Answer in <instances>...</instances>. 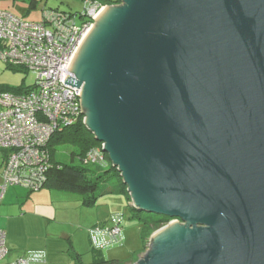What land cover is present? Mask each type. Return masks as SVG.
<instances>
[{"label": "water", "instance_id": "1", "mask_svg": "<svg viewBox=\"0 0 264 264\" xmlns=\"http://www.w3.org/2000/svg\"><path fill=\"white\" fill-rule=\"evenodd\" d=\"M104 10L64 85L131 208L171 219L134 264H264V0Z\"/></svg>", "mask_w": 264, "mask_h": 264}, {"label": "built area", "instance_id": "2", "mask_svg": "<svg viewBox=\"0 0 264 264\" xmlns=\"http://www.w3.org/2000/svg\"><path fill=\"white\" fill-rule=\"evenodd\" d=\"M82 24L63 11H46L40 23H28L0 10V59L8 66L36 73L35 86L24 94L0 95V176L2 194L8 186L40 191L53 167L49 145L53 138L78 122H84L80 93L65 84L68 70L88 33L106 6L84 1ZM102 145L81 159L88 164L107 165ZM111 226L92 230V242L103 250L122 239L124 215L112 214ZM6 233L0 230V264L6 258ZM35 260L20 258L15 264Z\"/></svg>", "mask_w": 264, "mask_h": 264}, {"label": "rangeland", "instance_id": "3", "mask_svg": "<svg viewBox=\"0 0 264 264\" xmlns=\"http://www.w3.org/2000/svg\"><path fill=\"white\" fill-rule=\"evenodd\" d=\"M33 0H0V10L8 11L28 23H40L44 19L45 10H60L74 14L79 25L82 24L80 14L85 12L86 6L83 0H37L36 9H30ZM0 59V88L32 87L36 82V73L33 71H14ZM54 156L57 162L66 165L81 166L73 145L67 143L57 144L54 148ZM2 156L0 154V164ZM112 170V171H111ZM109 178L103 184L121 190L115 194H107L100 197L91 206L85 205V198L77 193L58 191L62 200L57 195L46 199L42 210L44 220L31 219L36 228H31L29 221L20 225L22 233H15L14 238L22 247L28 245L30 250H22L23 258L35 260L31 264H95L102 261H118L119 264H134L144 249L143 229L146 223L143 220L147 213L133 210L129 201V195L123 180L113 176L111 166L103 168V172H110ZM24 188V187H22ZM27 193L30 192L25 188ZM126 189V191H125ZM42 195L45 196V192ZM57 192V191H56ZM54 192V194H57ZM38 194V193H31ZM27 197L22 198L27 201ZM32 206V205H27ZM44 208V209H43ZM114 213L124 215L123 228L127 234V241L113 243L103 250H97L92 242V230L96 227L111 226L110 217ZM51 219V220H48ZM58 219V220H57ZM43 221L44 226L40 222ZM169 224V222L167 223ZM166 224V225H167ZM165 225V226H166ZM24 234L28 235L30 242L23 241ZM150 239L147 242V249ZM25 249V248H24ZM147 251V250H146ZM144 253V252H143ZM72 254H79L76 259ZM22 258V257H21Z\"/></svg>", "mask_w": 264, "mask_h": 264}, {"label": "trees", "instance_id": "4", "mask_svg": "<svg viewBox=\"0 0 264 264\" xmlns=\"http://www.w3.org/2000/svg\"><path fill=\"white\" fill-rule=\"evenodd\" d=\"M92 1L101 3L104 6H116L122 3V0H92ZM37 6H38L37 0H33L31 2L30 9H36ZM46 11H51V10H45L44 12ZM52 11H60V10L56 9ZM69 14L75 16L74 14L71 13ZM80 15L82 16V14ZM7 67L14 71L25 70L21 68H14L12 66H7ZM34 86L35 84L32 87L21 86L20 88H15V89L2 87L0 88V95L3 93H15V94L28 93L29 91L32 90ZM64 143L73 145L75 150L73 156L78 157V159L81 162V166L66 165L57 162L55 160V156H54L55 146L57 144H64ZM99 146H101V144L94 139L92 134L86 129L83 122L81 121L75 124L74 126L65 129L63 132L57 134L49 145V149L51 152V162L53 164V167L50 168L49 171L47 172L48 180L42 189L44 188L55 189L69 193H77L82 196H89L88 198H85L86 206H91L95 204L97 200L103 195L115 194L119 191L121 193V190H116L113 187L105 186V184H103L107 181V179L109 178V174L112 171L111 170L110 172L104 173L103 168L105 167L111 166L115 171L113 176L120 177L119 172L116 170V168L113 167L108 155H106L107 165L104 166H100L97 164L86 165L81 161V159L87 154L88 151ZM129 201H131L130 198ZM143 220L145 221L146 226L145 229H143V239L145 245L143 251H141L142 253L146 252L147 242L149 241V239H151L152 235L159 229L163 228L168 222L171 221V219L166 216L147 213L146 217ZM72 256L75 259L77 257H80L79 254H72ZM138 259L139 258H137L136 260ZM134 262L136 263L137 261ZM95 264H119V262L102 261V262H96Z\"/></svg>", "mask_w": 264, "mask_h": 264}, {"label": "crops", "instance_id": "5", "mask_svg": "<svg viewBox=\"0 0 264 264\" xmlns=\"http://www.w3.org/2000/svg\"><path fill=\"white\" fill-rule=\"evenodd\" d=\"M2 181L3 180L0 177V230L6 233V245L9 252L6 258L1 261V264H15L21 257H24L22 250H30V247L28 245L22 247V244H18V242L14 238L15 233H22V231H20L21 223L29 221L30 227L36 228L37 224L35 222H32L31 219L44 220V215L46 216L47 213H44L41 207H43V204H46V199H49L53 195L59 196L60 200H62L63 198H61V194H58L60 193L58 192L59 190L49 189L47 190L48 192H45L44 196L42 195L44 193H42V191H45V189L48 188H44L36 192L38 194H31L32 192L27 193L26 189L22 188L21 186H9L6 188L4 194H2ZM54 192H56L57 194H54ZM24 197H27L28 199L27 201L22 202L21 200ZM28 204L32 206L28 207ZM40 224L41 226H44L43 221H41ZM125 231L123 230L122 238L127 241L128 239ZM23 236V241L30 242L31 237L26 234H24ZM143 254L144 253H142L140 257Z\"/></svg>", "mask_w": 264, "mask_h": 264}, {"label": "clouds", "instance_id": "6", "mask_svg": "<svg viewBox=\"0 0 264 264\" xmlns=\"http://www.w3.org/2000/svg\"><path fill=\"white\" fill-rule=\"evenodd\" d=\"M130 203H131V201H130ZM130 206H131V205H130ZM144 253H145V252H144ZM143 255H144V254H143ZM143 255H142V256H143ZM142 256H141V257H142ZM141 257H140V258H141Z\"/></svg>", "mask_w": 264, "mask_h": 264}, {"label": "bare ground", "instance_id": "7", "mask_svg": "<svg viewBox=\"0 0 264 264\" xmlns=\"http://www.w3.org/2000/svg\"><path fill=\"white\" fill-rule=\"evenodd\" d=\"M103 12H105V10H104ZM90 32H91V31H90ZM90 32H89V33H90ZM89 33H88V34H89Z\"/></svg>", "mask_w": 264, "mask_h": 264}]
</instances>
